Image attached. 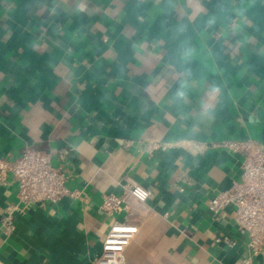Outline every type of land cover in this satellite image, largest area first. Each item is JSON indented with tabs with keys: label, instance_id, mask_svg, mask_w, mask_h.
Masks as SVG:
<instances>
[{
	"label": "crops",
	"instance_id": "0c3cea01",
	"mask_svg": "<svg viewBox=\"0 0 264 264\" xmlns=\"http://www.w3.org/2000/svg\"><path fill=\"white\" fill-rule=\"evenodd\" d=\"M245 138L264 142V0H0V157L50 153L79 192L24 205L0 183V264H96L126 176L150 192L118 217L139 226L129 262L240 264L248 236L208 200Z\"/></svg>",
	"mask_w": 264,
	"mask_h": 264
},
{
	"label": "built area",
	"instance_id": "2783aa9c",
	"mask_svg": "<svg viewBox=\"0 0 264 264\" xmlns=\"http://www.w3.org/2000/svg\"><path fill=\"white\" fill-rule=\"evenodd\" d=\"M131 142H126L128 147ZM230 150L243 154L240 179L229 189L219 191L208 200V209L219 215L227 207L234 208V219L242 233L248 236L249 256L240 264H258L257 257L264 251V143L252 138L227 140L221 143ZM152 146H158L153 143ZM68 154L63 151L62 157ZM12 176L17 184L19 202L37 204L57 203L65 197H76L79 192L68 186L69 175L61 166H55L50 153L26 147L15 159L0 157V183H8ZM122 193H108L103 196L101 209L111 217L112 224L104 239L101 255L96 264H142L129 262L125 250L136 237L139 226L130 220L120 221L119 215L128 210L127 199L135 197L146 202L149 190L130 176L122 183ZM17 205L9 207L1 217V226L7 235L15 228ZM219 243L229 246L234 241L219 237Z\"/></svg>",
	"mask_w": 264,
	"mask_h": 264
},
{
	"label": "water",
	"instance_id": "95a60500",
	"mask_svg": "<svg viewBox=\"0 0 264 264\" xmlns=\"http://www.w3.org/2000/svg\"><path fill=\"white\" fill-rule=\"evenodd\" d=\"M245 139H248V138H245ZM229 140H236V139H229ZM261 142V141H260ZM262 143H264V142H262Z\"/></svg>",
	"mask_w": 264,
	"mask_h": 264
}]
</instances>
